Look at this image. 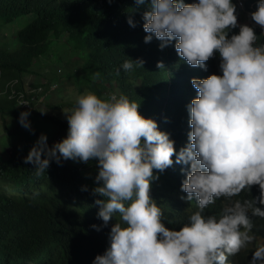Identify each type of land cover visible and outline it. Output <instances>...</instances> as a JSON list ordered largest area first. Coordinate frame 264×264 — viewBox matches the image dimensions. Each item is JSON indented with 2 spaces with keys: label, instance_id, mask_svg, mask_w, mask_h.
Listing matches in <instances>:
<instances>
[{
  "label": "clouds",
  "instance_id": "1",
  "mask_svg": "<svg viewBox=\"0 0 264 264\" xmlns=\"http://www.w3.org/2000/svg\"><path fill=\"white\" fill-rule=\"evenodd\" d=\"M236 9L233 0H150L143 15L145 43L154 36L163 49L176 41L178 56L205 71V62L220 58V75L191 80L197 97L187 106L191 131L179 152L169 134L138 113V103L124 95L102 100L87 93L77 96L66 115L67 137L49 147L41 134L24 158L38 175L50 162H97L94 193L103 197L95 201L98 218L107 226L118 214L121 222L111 227L109 247L92 264H238L234 256L257 241L252 217L264 219V44L257 45L253 27L238 25ZM250 19L264 29V0H257ZM237 27L239 33L228 38ZM142 64L127 59L122 69ZM29 115L21 112L18 122L31 130ZM174 163L188 166L182 199L198 208L178 231L165 227L164 213L150 196L158 179L154 170L163 173ZM251 188L259 189V197L231 199ZM221 197L228 203L219 216L203 215ZM259 240L248 264H264V238Z\"/></svg>",
  "mask_w": 264,
  "mask_h": 264
},
{
  "label": "trees",
  "instance_id": "2",
  "mask_svg": "<svg viewBox=\"0 0 264 264\" xmlns=\"http://www.w3.org/2000/svg\"><path fill=\"white\" fill-rule=\"evenodd\" d=\"M193 2L184 0L185 4ZM149 5L150 0L143 4H137V0H0V29L30 18L16 33V44L11 50L0 46V114L18 121L19 110L16 100L9 98L8 84L17 81L14 89L25 90L23 76L33 71L35 60L54 50L58 52L57 42L67 35V43L73 44L82 57V75L78 77L88 82L89 91L102 100L114 93L138 103V113L154 120L159 131L169 134L179 152L187 145L191 131L187 106L197 97L191 80L220 75V58L214 55L205 62V71L178 56L176 41L163 49L154 36L145 43L148 34L143 31V15ZM256 5L257 0H247L245 7L254 12ZM129 19L134 27L127 23ZM237 23L240 25L238 18ZM248 26L259 37L257 45L264 44V29L254 22ZM238 33L239 27L232 29L228 38ZM127 59L142 60V67L134 66L133 71L125 72L122 65ZM158 62L163 63V69L157 68ZM51 80L32 87L48 89ZM62 106L63 103L58 108ZM54 121L62 131H68L67 123ZM36 135L39 138L41 134ZM187 168L174 163L163 173L154 170L158 179L150 185V196L161 207L165 227L171 230L178 231L198 210L195 201L182 199L186 194L180 189ZM83 170L62 160L60 165L50 162L46 172L38 175L34 165L25 163L15 147L7 148L5 157L0 155V264H92L96 256L105 253L111 227L121 222L120 217L115 215L104 226L98 218L100 206L95 203L103 199L94 193L99 186L95 182L98 170L91 184L84 178ZM259 195V189L251 188L249 193L242 191L231 199L243 202ZM226 203L221 197L203 215L219 216ZM252 220L257 241L234 256L238 264H248L259 239L264 238V219Z\"/></svg>",
  "mask_w": 264,
  "mask_h": 264
},
{
  "label": "rangeland",
  "instance_id": "3",
  "mask_svg": "<svg viewBox=\"0 0 264 264\" xmlns=\"http://www.w3.org/2000/svg\"><path fill=\"white\" fill-rule=\"evenodd\" d=\"M245 4L246 0H236L237 18L240 25H251L253 23L250 19L251 12L246 9ZM29 19V17L18 19L19 21L14 22L10 27L0 29V46L11 50L16 44V33L29 22ZM56 45L58 52L55 53L54 50L45 57L35 60L32 67L33 71L23 76L25 86L44 84L52 79L51 86L53 89L49 94L44 95L41 102L34 105V110L30 112L28 117L33 131L29 129L25 131V128L14 120L15 118L0 114V155L2 157H5L7 148L15 147L25 158L38 140L36 133L47 136L48 146H53L62 141L67 137V132L62 131L59 124L54 120L67 123L66 115L71 114L75 108L77 96L92 93L89 91L91 89L88 82L78 77L82 75L80 52L73 48V44L67 43V35H62ZM112 95L115 94L112 93L109 96ZM61 103L64 106L59 109L58 105ZM67 103H71L72 106H67ZM40 111H46V113L41 114ZM41 116H49L52 119H43ZM68 161L73 165L82 167L84 178L89 180L88 182L91 184V179L98 170L97 162L95 160L87 163Z\"/></svg>",
  "mask_w": 264,
  "mask_h": 264
},
{
  "label": "built area",
  "instance_id": "4",
  "mask_svg": "<svg viewBox=\"0 0 264 264\" xmlns=\"http://www.w3.org/2000/svg\"><path fill=\"white\" fill-rule=\"evenodd\" d=\"M17 83V81L11 82L8 84L10 87V99H15L17 108L19 110V115L21 112L25 111H33L34 105L41 102L44 98L45 94H49L51 92L52 86H50L48 89L44 87H38L34 88L32 86H26L25 90L23 91H17L14 89V85ZM26 104V105H21Z\"/></svg>",
  "mask_w": 264,
  "mask_h": 264
}]
</instances>
